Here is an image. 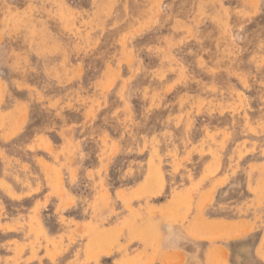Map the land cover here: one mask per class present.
Here are the masks:
<instances>
[{
  "label": "rangeland",
  "instance_id": "374dc122",
  "mask_svg": "<svg viewBox=\"0 0 264 264\" xmlns=\"http://www.w3.org/2000/svg\"><path fill=\"white\" fill-rule=\"evenodd\" d=\"M263 32L264 0H0V264H112L117 251L139 264L127 248L161 246L163 224L194 238L195 222L264 216ZM229 191L222 226L205 210ZM256 241L246 256L264 264Z\"/></svg>",
  "mask_w": 264,
  "mask_h": 264
},
{
  "label": "crops",
  "instance_id": "0c3cea01",
  "mask_svg": "<svg viewBox=\"0 0 264 264\" xmlns=\"http://www.w3.org/2000/svg\"><path fill=\"white\" fill-rule=\"evenodd\" d=\"M221 193L222 192H217V195L215 196V202L214 201H213L214 203L211 202L209 207L205 210V212L209 215L211 220H214V221L219 220V222L222 221V219L225 221L229 217H232V215L228 214V209H226V207H221V204H223V206H224V204H228L232 200V197L230 196L232 194L230 193V191L227 192L228 194L226 192L224 194H221ZM233 199H235V197H233ZM254 218H255V216H252L250 218H249V216H247V217L243 216V217L236 218V221L234 223H232V225L234 224L233 225L234 227L231 226V227L235 228L236 232L234 231L233 228H232V230H230L231 229L230 225H227L230 228L229 229L230 232H229L226 225L224 226V228H220L221 231H216V229L209 228V230L211 229V231L214 230L218 233L224 234L225 238L220 239L217 243L215 241H213V239H212V235H214V234H212L213 231L212 232L210 231L211 236H210V234L207 235L208 231L205 228H203V229L199 228V230H198V227L196 225H193L194 228L192 227L193 232L195 231L194 232L195 235H200L201 233H204L203 234L204 236H201L200 238L199 237L197 238V236H195L193 238L189 235L190 234L189 233L190 228H188L186 226L184 227L182 225L172 227L169 230H167L168 228L167 229L165 228L163 232H165L166 235L164 236V234H163L162 241L160 243H158L161 246L153 248V247H150L149 244H145V242L132 243L133 245L130 244L129 248H127L128 254H129V259L130 260L133 259L132 261L138 262L139 264L140 263L141 264H168V263L169 264H182V263L183 264H216L217 262H221L222 264H242V263L243 264H249V257L246 256V252L248 249L247 245L251 241V239L253 237H255V238H257V241L255 243L256 244L255 247H257V245H258L257 243H259L261 237L264 234V225H263L264 224V219H263L264 216H261L259 218V220H257V221H254L253 220ZM241 219L243 220L244 224L242 223ZM241 223L243 224V226H245V224L248 226L243 228ZM261 223H263V224H261ZM236 224H238V225H236ZM241 228H243V229L240 230ZM200 229H201V233H200ZM220 229L218 228V230H220ZM223 229H224V231H223ZM225 229H227V230H225ZM238 230H240V231H238ZM206 231H207V234H206ZM197 232H199L200 234ZM235 235H237V236L235 237ZM205 236H209V237H207V239H206ZM158 244H156V246ZM218 247L220 249H218ZM163 250H166V251H163ZM137 251L140 254H138ZM141 251H143V252H141ZM181 251H183L184 253L183 252L181 253ZM118 252H119V254H118ZM147 252H149V254ZM170 252H172L174 255L172 253L170 254ZM176 252H178V253L180 252L179 253L180 255H182V256L185 255V256L180 257V255H178V253H176ZM223 252H225V253H223ZM254 253H256V252H254ZM122 254H123V251H121V252L117 251V254H115L113 257L112 256H106V257L104 256V258L105 259H111V263L116 264V262H118L120 259H122ZM134 254H136V255H134ZM175 254H176V256L178 255V257H176ZM144 257H147V258H144ZM185 257H186V259H184ZM217 258H220V260L218 261ZM226 258H227V261H224L223 259L226 260ZM136 260H138V261H136ZM174 261H177V262H174ZM226 262H228V263H226Z\"/></svg>",
  "mask_w": 264,
  "mask_h": 264
},
{
  "label": "bare ground",
  "instance_id": "6f19581e",
  "mask_svg": "<svg viewBox=\"0 0 264 264\" xmlns=\"http://www.w3.org/2000/svg\"><path fill=\"white\" fill-rule=\"evenodd\" d=\"M107 1L110 2V0H107ZM137 1H138V0H137ZM217 1H218V0H217ZM219 1H220V0H219ZM221 3H222V1H221ZM106 4H107V3H106ZM106 4H105V5H106ZM108 4H109V3H108ZM134 4H135V3H134ZM136 4H137V2H136ZM136 4H135V6H136ZM200 4H201V3H200ZM254 4H255V3H254ZM103 5H104V4H103ZM120 5H121V4H120ZM124 5H125V3H124ZM96 6H97V4H96ZM115 6H116V5H115ZM137 6H138V4H137ZM97 7H99V6H97ZM104 7H105V6H104ZM121 7H122V6H121ZM125 7H126V6H125ZM128 7H129V6H128ZM131 7H133V6H131ZM131 7H130V8H131ZM138 7H139V6H138ZM110 8H111V7H110ZM133 8H134V7H133ZM202 8H203V7H202ZM98 9H100V8H98ZM101 9H102V8H101ZM101 9H100V10H101ZM119 9H120V8H119ZM125 9H126V8H125ZM127 9H128V8H127ZM135 9H136V8H135ZM100 10H99V11H100ZM102 10H103V9H102ZM108 10H109V9H108ZM130 10H131V9H130ZM226 10H227V9H226ZM99 11H98V12H99ZM118 11H119V10H118ZM125 11L127 12V10H124V12H125ZM170 11H171V10H170ZM101 12H104V11H101ZM106 12H107V11H105V13H106ZM119 12H120V11H119ZM122 12H123V11H122ZM134 12H135V11H134ZM99 13H100V12H99ZM117 13H118V12H117ZM135 13H136V12H135ZM200 14H201V13H200ZM220 14H221V13H219V15H220ZM116 15H117V14H116ZM124 16H126V15H124ZM167 16H169V15H167ZM198 16H199V15H198ZM119 17H121V16H119ZM131 17H132V16H131ZM131 17H130V18H131ZM134 17H136V15H134ZM200 17H201V16H200ZM198 18H199V17H198ZM102 19H104V18L102 17ZM123 19H124V17H123ZM126 19H127V18H126ZM131 19H133V18H131ZM120 20H121V19H120ZM170 20H171V19H170ZM118 21H119V19H118ZM126 21H127V20H126ZM199 21H200V19H199ZM185 22H186V21H185ZM226 22H227V21H226ZM241 22H242V21H241ZM126 23H127V22H126ZM150 23H151V22H150ZM154 23H155V22H154ZM169 23H170V22H169ZM181 23H182V22H181ZM234 23H235V22H234ZM243 23H244V22H243ZM129 24L131 25V23H129ZM177 24H178V23H177ZM231 24H232V22H231ZM121 25H122V24H121ZM127 25H128V24H127ZM162 25H163V24H162ZM209 25H210V24H209ZM238 25H239V23H238ZM240 25H241V24H240ZM106 27H107V26H106ZM111 27H112V26H111ZM191 27H192V26H191ZM234 27H235V26H234ZM121 28H122V27H121ZM123 28H124V27H123ZM159 28H160V27H159ZM259 28H261V27H259ZM110 29H111V28H110ZM169 29H170V28H169ZM228 29H230V28H228ZM234 29H235V28H234ZM240 29H241V28H240ZM243 29H244V27H243ZM114 30H115V28H114ZM166 30H167V29H166ZM207 30H208V29H207ZM203 31H204V29H203ZM224 31H225V30H224ZM259 31H260V30H259ZM110 32H111V31H110ZM211 32H212V30H211ZM245 32H246V31H245ZM250 32H251V31H250ZM167 33H169V32H167ZM176 33H177V32H176ZM188 33H189V31H188ZM202 33L205 34L204 32H202ZM263 33H264V32H263ZM105 34H106V33H105ZM124 34H125V33H124ZM190 34H191V33H190ZM252 34H253V33H252ZM118 35H119V34H118ZM208 35H209V34H208ZM124 36H125V35H124ZM155 36H156V35H155ZM183 36H184V35H183ZM190 36H191V35H190ZM231 36H232V35H231ZM258 36H259V35H258ZM177 37H178V36H177ZM242 37H243V36H242ZM59 38H60V37H59ZM187 38H188V37H187ZM189 38H190V37H189ZM233 38H234V37H233ZM248 38H249V37H248ZM54 39H55V38H54ZM57 39H58V38H57ZM105 39H106V38H105ZM111 39H112V38H111ZM111 39H110V40H111ZM146 39H147V38H146ZM201 39H202V38H200V40H201ZM110 40H109V41H110ZM192 40H193V39H192ZM146 41H147V40H146ZM261 41H262V40H261ZM216 42H217V41H216ZM110 43H111V41H110ZM113 43H114V42H113ZM196 43H197V42H196ZM141 44H142V42H141ZM251 44H252V42H251ZM197 45H198V44H197ZM205 45H206V44H204V46H205ZM198 46H199V45H198ZM200 46H201V45H200ZM249 47H250V46H249ZM251 47H252V46H251ZM251 47H250V48H251ZM239 48H240V47H239ZM259 48H260V46H259ZM172 49H173V48H172ZM197 49H198V48H197ZM238 50H239V49H238ZM171 52H172V51H171ZM196 53H197V51H196ZM245 53H246V52H245ZM247 53H248V52H247ZM130 54H131V53H130ZM221 55H222V54H221ZM227 56H228V55H227ZM256 56H257V55H256ZM174 57H175V56H174ZM231 57H232V56H231ZM231 57H230V58H231ZM235 57H236V56H235ZM169 58H170V57H169ZM169 58H168V59H169ZM230 58H229V59H230ZM256 58H257V57H256ZM166 59H167V57H166ZM202 59H203V58H202ZM252 59H253V58H252ZM232 60H233V59H232ZM167 61H168V60H167ZM176 61H177V60H176ZM179 61H180V60H179ZM263 61H264V59H263ZM168 63H169V62H168ZM181 63H182V62H181ZM165 65H166V64H164L163 66H165ZM171 65H173V64H171ZM181 65H182V64H181ZM237 65H238V64H237ZM239 65H240V64H239ZM166 66H167V65H166ZM172 67H173V66H172ZM174 67H175V66H174ZM245 67H247V66H245ZM151 68H152V67H151ZM158 68H159V67H158ZM209 68H210V67H209ZM230 68H231V67H230ZM250 68H251V66H250ZM168 69H169V68H168ZM181 70H182V69H181ZM213 70H215V69H213ZM150 71H151V70H150ZM174 71H175V70H174ZM147 72H148V71H147ZM247 73H248V72H247ZM252 73H253V71H252ZM98 74H99V73H98ZM158 74H160V73H158ZM181 74H182V72H181ZM255 74H256V73H255ZM260 74H261V73H260ZM100 75H101V74H100ZM132 75H133V74H132ZM182 75H183V74H182ZM227 75H228V74H227ZM170 76H171V75H170ZM116 77H117V76H116ZM129 77H130V75H129ZM154 77H155V76H154ZM223 77H224V76H223ZM228 77H229V75H228ZM34 78H35V77H34ZM34 78H33V80H34ZM107 78H108V77H107ZM173 78H174V77H173ZM224 78H225V77H224ZM242 78H243V77H242ZM35 79H36V78H35ZM93 79H94V78H93ZM105 79H106V78H105ZM128 79H129V78H128ZM165 79H166V78H165ZM230 79H231V78H230ZM36 80H37V79H36ZM40 80H41V79H40ZM115 80H116V79H114V81H115ZM135 80H136V79H135ZM176 80H177V79H176ZM34 81H35V80H34ZM104 81H105V80H104ZM111 81H113V80H111ZM148 81H149V80H148ZM152 81H153V80H152ZM244 81H245V79H244ZM244 81H243V82H244ZM145 82H146V81H145ZM156 82H157V81H156ZM52 83H53V82H52ZM78 83H80V82H78ZM86 83H87V82H86ZM104 83H105V82H104ZM124 83H125V82H124ZM142 83H143V82H142ZM244 83L246 84V82H244ZM37 84H39V82H38ZM42 84H43V82H42ZM46 84H47V83H46ZM49 84H50V83H49ZM72 84H73V83H72ZM116 84H117V83H116ZM139 84H140V83H139ZM153 84H154V82H153ZM5 85H6V84H5ZM92 85H93V84H92ZM124 85H125V84H124ZM148 85H149V84H148ZM252 85H253V84H252ZM39 86H40V85H39ZM54 86H55V85H54ZM93 86H94V85H93ZM105 86H107L106 88H110V87L108 86V84L105 85ZM136 86H137V85H136ZM140 86H141V85H140ZM186 86H187V85H186ZM30 87H31V86H30ZM46 87H47V86H46ZM75 87H76V86H75ZM90 87H91V86H90ZM118 87H119V86H118ZM118 87H117V88H118ZM134 87H135V86H134ZM169 87H170V86H169ZM206 87H207V86H206ZM212 87H213V86H212ZM256 87H257V86H256ZM3 88H4V87H3ZM47 88H48V87H47ZM50 88H51V85H50ZM117 88H116V89H117ZM240 88H241V87H240ZM66 89H67V88H66ZM136 89H137V88H136ZM168 89L170 90V88H168ZM178 89H179V88H178ZM207 89H208V87H207ZM71 90H72V89H71ZM137 90H138V89H137ZM254 90H255V89H254ZM43 91H44V90H43ZM110 91H111V90H110ZM178 91H179V90H178ZM203 91L206 92V90H204V89H203ZM213 91H214V90H213ZM24 92H25V91H24ZM45 92H46V91H45ZM52 92H53V91H52ZM70 92H71V91H70ZM81 92H82V91H81ZM106 92H107V90H106ZM206 93H208V92H206ZM213 93H214V92H213ZM220 93H222V92H220ZM71 94H73V93H71ZM121 94H123V92H121ZM177 94H178V93H177ZM177 94H176V95H177ZM201 94H202V93H201ZM238 94H239V93H238ZM82 95H83V94H82ZM114 95H115V94H114ZM236 95H237V94H236ZM241 95H242V94H241ZM243 95H244V93H243ZM239 96H240V94H239ZM244 96H245V95H244ZM62 97H63V96H62ZM95 97H96V96H95ZM107 97H108V96H107ZM122 97H123V95H122ZM183 97H185V95H184ZM186 97H187V96H186ZM218 97H220V96H218ZM218 97H217V98H218ZM240 97H241V96H240ZM201 98H202V97H201ZM238 99H239V98H238ZM202 100H203V99H202ZM206 100H207V99H206ZM208 100H209V99H208ZM255 100H256V99H255ZM0 101H1V99H0ZM12 101H13V100H12ZM119 101H120V100H119ZM213 101H214V100H213ZM239 101H240V100H239ZM250 101H251V100H250ZM126 102H127V101H126ZM197 102H198V101H197ZM202 102H203V104H204V101H202ZM207 102H208V101H207ZM241 102H242V100H241ZM185 103H186V102H185ZM194 103H196V102H194ZM231 103H232V102H231ZM96 104H97V103H96ZM103 104H104V103H103ZM197 104H198V103H197ZM221 104H222V103H221ZM237 104H238V103H237ZM237 104H235V105L237 106ZM47 105H48V104H47ZM55 105H56V104H55ZM181 105H182V104H181ZM208 105H209V104H208ZM229 105H230V104H229ZM242 105H243V104H241V106H242ZM5 106H6V105H5ZM12 106H13V105H12ZM12 106H11V108H12ZM113 106H114V105H113ZM127 106H128V105H127ZM129 106H130V105H129ZM162 106H163V105H162ZM169 106H170V105H169ZM232 106H233V105H232ZM151 107H152V106H151ZM170 107H171V106H170ZM213 107H214V106H213ZM149 108H150V107H149ZM210 108H211V107H210ZM80 109H82V108H80ZM105 109H106V108H105ZM185 109H186V107H185ZM243 109H244V108H243ZM26 110H27V109H26ZM37 110H38V109H37ZM102 110H103V109H102ZM102 110H101V111H102ZM108 110H109V109H108ZM168 110H169V109H168ZM237 110H238V109H237ZM38 111H39V110H38ZM120 111H121V110H120ZM124 111H125V110H124ZM126 111H127V110H126ZM180 111H181V110H180ZM3 112H4V111H3ZM132 112H133V111H132ZM197 112H198V111H197ZM231 112H232V110H231ZM237 112H238V111H237ZM94 113H95V112H94ZM106 113H107V111H106ZM217 113H219V112H217ZM4 114H7V112L4 113ZM4 114H3V116H4ZM96 114H97V113H96ZM26 115H27V114H26ZM44 115H45V114H44ZM52 115H53V114H52ZM193 115H194V114H193ZM200 115H202V114H200ZM237 115L239 116V114H237ZM12 116H13V115H12ZM19 116H20V115H19ZM37 116H38V115H37ZM42 116H43V115H42ZM92 116H94V115H92ZM101 116H102V114H101ZM149 116H150V115H149ZM20 117L23 118L22 116H20ZM31 117H32V116H31ZM40 117H41V116H40ZM51 117H52V116H51ZM63 117H64V115H63ZM7 118H8V117H7ZM189 118H190V117H189ZM10 119H11V118H10ZM13 119H14V117H13ZM13 119H12V121H13ZM25 119H26V117H25ZM35 119H37V118H35ZM63 119H64V118H63ZM89 119H90V118H89ZM98 119H99V118H98ZM101 119H102V117H101ZM209 119H210V118H209ZM217 119H218V117H217ZM1 120H2V119H1ZM1 120H0V123L3 122V121H1ZM5 120H6V119H5ZM57 120H58V119H57ZM90 120H91V119H90ZM102 120H104V119H102ZM106 120H107V118H106ZM179 120H180V118H179ZM183 120H184V119H183ZM194 120H195V119H194ZM60 121H62V120H60ZM60 121H59V122H60ZM107 121H108V120H107ZM195 121H196V120H195ZM8 122H9V121H8ZM18 122H19V120H18ZM105 122H106V121H105ZM179 122H180V121H179ZM203 122H204V121H203ZM216 122H217V121H216ZM4 123H6V121H5ZM10 123H12V122H10ZM24 123H25V122H24ZM24 123H22V125H23ZM44 123H45V122H44ZM62 123H63V122H62ZM155 123H156V122H155ZM189 123H190V122H189ZM214 123H215V122H214ZM54 124H55V123H54ZM59 124H60V123H59ZM105 124H106V123H105ZM4 125H5V124H4ZM22 125H21V126H22ZM94 125H95V124H94ZM97 125H98V124H97ZM103 125H104V124H103ZM197 125H198V124H197ZM197 125H196V126H197ZM199 125H200V124H199ZM158 126H159V125H158ZM4 127H5V126H4ZM252 127H253V126H252ZM7 128H8V127H7ZM78 128H79V127H78ZM87 128H88V127H87ZM87 128H86V130H87ZM94 128H95V127H94ZM111 128H112V127H111ZM179 128H180V127H179ZM260 128H261V127H260ZM106 129H107V128H106ZM152 129H153V128H152ZM180 129H181V128H180ZM182 129H183V128H182ZM261 129H262V128H261ZM31 130H32V129H31ZM99 130H100V129H99ZM99 130H98V131H99ZM156 130H157V128H156ZM160 130H161V129H160ZM158 131H159V130H158ZM158 131H157V132H158ZM161 131H162V130H161ZM182 131H183V130H182ZM228 132L230 133V131H228ZM257 132H258V131H256V134H257ZM84 133H85V132H84ZM163 133H164V132H163ZM172 133H173V132H172ZM117 134H118V133H117ZM150 134H151V133H150ZM155 134H156V133H155ZM165 134H166V133H165ZM165 134H164L163 136H165ZM160 135H161V134H160ZM169 135H170V133H169ZM179 135H180V134H178V136H179ZM181 135H182V134H181ZM225 135L228 136V134H226V133H225ZM225 135H224V137H225ZM154 136H155V135H154ZM172 136H173V134H172ZM178 136H177V137H178ZM158 137H159V136H158ZM177 137H176V138H177ZM194 137H195V136H194ZM8 138H9V137H8ZM19 138H20V137H19ZM46 138H47V137H46ZM77 138H78V137H77ZM79 138H80V137H79ZM87 138H88V137H87ZM104 138H105V137H104ZM181 138H182V136H181ZM210 138H211V137H210ZM150 139H152V138L150 137ZM155 139H156V138H155ZM170 139H172V138H170ZM170 139H168V140H170ZM177 139H178V138H177ZM177 139H176V140H177ZM54 140H55V139H54ZM152 140H154V139H152ZM156 140H158V139H156ZM179 140H180V139H179ZM257 140H258V139H257ZM165 141H167V140H165ZM212 141H214V140H212ZM222 141H224V140H222ZM225 141H227V140H225ZM258 141H259V140H258ZM113 142H114V141H113ZM150 142H151V141H150ZM169 142H170V141H169ZM174 142H175V141H174ZM77 143H78V142H77ZM116 143H117V142H116ZM119 143H120V142H119ZM152 143H153V142H152ZM152 143H151L150 145H152ZM154 143H155V141H154ZM159 143H160V142H159ZM165 143H167V142H165ZM222 143H224V142H222ZM48 144H49V143H48ZM93 144H94V143H93ZM117 144H118V143H117ZM117 144H116V145H117ZM133 144H134V143H133ZM171 144H174V143H171ZM136 145H137V144H136ZM138 145H139V144H138ZM146 145H147V143H146ZM146 145H145V146H146ZM224 145H225V144H224ZM5 146H6V145H5ZM133 146H134V145H133ZM156 146H157V145H156ZM176 146H177V145H176ZM178 146H179V145H178ZM18 147H19V146H18ZM93 147H94V146H93ZM117 147H118V146H117ZM147 147H148V146H147ZM158 147H159V146H158ZM207 147H208V146H207ZM222 147H223V145H222ZM222 147H221V149H222ZM227 147H228V146H227ZM244 147H245V146H244ZM6 148H7V147H6ZM12 148H13V147H12ZM47 148H48V147H47ZM66 148H67V147H66ZM132 148H133V147H132ZM170 148H171V147H170ZM31 149H32V148H31ZM33 149H34V148H33ZM127 149H128V148H127ZM155 149H156V147H155ZM208 149H210V148L208 147ZM211 149H212V148H211ZM211 149H210L209 151H211ZM217 149H218V148H217ZM217 149H216V150H217ZM29 150H30V149H29ZM50 150H51V148H50ZM1 151H2V150H1ZM134 151H136L135 148H134ZM159 151H160V149H159ZM179 151H181V150H179ZM194 151H195V150H194ZM226 151H227V150H226ZM17 152H18V151H17ZM17 152H16V153H17ZM110 152H111V151H110ZM164 152H165V150H164ZM239 152H240V151H239ZM239 152H238V153H239ZM18 153H19V152H18ZM27 153H28V152H27ZM27 153H26V154H27ZM72 153H73V151H72ZM225 153H226V152H225ZM255 153H256V152H255ZM3 154H4V153H3ZM68 154H69V153H68ZM152 154H156V153L153 152ZM188 154H189V153H188ZM57 155H58V154H57ZM157 155H158V154H157ZM159 155H160V154H159ZM159 155H158V156H159ZM194 155H195V154H194ZM212 155H213V154H212ZM239 155H240V154H239ZM137 156H138V155H137ZM160 156H162V155H160ZM164 156H165V155H164ZM172 156H173V155H172ZM188 156H189V155H188ZM250 156H251V155H250ZM23 157H24V156H23ZM26 157H28V156H26ZM56 157H57V156H56ZM153 157H154V156H153ZM186 157H187V156H186ZM220 157H222V156H220ZM220 157H219V155H218V158H220ZM223 157H224V156H223ZM32 158H33V157H32ZM51 158H52V157H51ZM57 158H58V157H57ZM68 158H69V157H68ZM147 158H148V157H147ZM149 158H152V156H151V157L149 156ZM149 158H148V159H149ZM158 158H159V157H158ZM212 158H214V157H212ZM226 158H227V157H226ZM144 159H145V158H144ZM152 159H153V158H152ZM185 159H187V158H185ZM44 160H45V159H43V161H44ZM224 160H227V159H224ZM54 161H55V160H54ZM65 161H66V160H65ZM92 161H93V160H92ZM147 161H148V160H147ZM152 161H154V160H152ZM155 161H156V160H155ZM219 161H220V160H219ZM45 162H46V161H45ZM157 162H158V160H157ZM184 162H185V161H184ZM200 162H201V161H200ZM212 163H213V162H212ZM27 164H28V163H27ZM215 164H216V163H215ZM217 164H218V163H217ZM220 164H221V163H220ZM32 165H33V164H32ZM56 165H57V164H56ZM211 165H213V164H211ZM43 166H44V165H43ZM48 166L50 167L51 165H48ZM60 166H61V165H60ZM60 166H59V167H60ZM156 166H158V165L156 164ZM179 166H180V165H179ZM205 166H206V165H205ZM59 167H58V169H59ZM158 167L160 168V166H158ZM206 167H207V166H206ZM206 167H205V168H206ZM66 168H67V167H66ZM66 168H65V169H66ZM68 168H69V167H68ZM159 168H158V170H159ZM18 169H19V168H18ZM32 169H33V168H32ZM42 169H43V168H42ZM50 169H51V167H50ZM53 169H54V168H53ZM53 169H51V170H53ZM55 169H56V171L58 170L57 168H55ZM146 169H147V168H146ZM177 169H178V168H177ZM218 169H219V168H218ZM247 169H248V168H247ZM21 170H22V169H21ZM27 170H28V169H27ZM43 170H44V169H43ZM45 170H46V169H45ZM60 170H61V169H60ZM60 170H59V171H60ZM66 170H67V169H66ZM160 170H161V169H160ZM181 170H182V169H181ZM213 170H214V169H213ZM221 170H222V169H221ZM38 171H40V170H38ZM162 171H163V170H162ZM166 171H167V170H166ZM174 171H175V170H174ZM188 171H189V170H188ZM19 172H20V171H19ZM29 172H30V171H29ZM129 172H130V171H129ZM149 172H150V171H149ZM167 172H168V171H167ZM203 172H204V171H203ZM205 172H206V171H205ZM211 172H212V170H211ZM215 172H216V170H215ZM16 173H17V171H16ZM37 173H38V172H37ZM49 173H50V172H49ZM56 173L59 174V172H56ZM161 173H162V172H161ZM1 174H2V173H1ZM11 174H12V173H11ZM44 174H45V173H44ZM130 174H131V172H130ZM145 174H146V173H145ZM219 174H220V173H219ZM230 174H231V173H230ZM27 175H28V174H27ZM27 175H25V176H27ZM163 175H164V174H163ZM206 175H208V174H206ZM25 176H24V177H25ZM28 176H29V175H28ZM28 176H27V177H28ZM30 176H31V175H30ZM61 176H62V175H61ZM160 176H161V175H160ZM187 176H188V175H187ZM203 176H204V175H203ZM203 176H202V177H203ZM208 176H209V175H208ZM8 177H10V176H8ZM12 177H13V175H12ZM31 177H32V176H31ZM39 177H40V176H39ZM57 177H58V176H57ZM165 177H166V176H165ZM224 177H225V176H224ZM226 177H227V176H226ZM20 178H21V177H20ZM62 178H63V177H62ZM177 178H178V177H177ZM227 178H228V177H227ZM25 179H26V178H25ZM59 179H60V178H58L57 180H59ZM143 179H144V178H143ZM189 179H190V178H189ZM217 179H218V178H217ZM219 179H220V178H219ZM223 179H225V178H223ZM2 180H4V179H2ZM10 180H11V179H10ZM27 180H28V179H27ZM47 180H48V178H47ZM215 180H216V179H215ZM215 180H214V181H215ZM221 180H222V179H220V183H221ZM20 181H24V180L21 179ZM25 181H26V180H25ZM61 181H62V180H61ZM65 181H66V180H65ZM144 181H145V180H144ZM144 181H143V183H144ZM193 181H194V180H193ZM193 181H192V182H193ZM198 181H199V180H198ZM198 181L196 182L197 184H198ZM216 181H219V180H216ZM222 181H223V180H222ZM224 181H225V180H224ZM260 181L262 182L263 180L261 179ZM0 182H1V180H0ZM14 182H15V181H14ZM99 182H101V181H99ZM145 182H147V181H145ZM194 182H195V181H194ZM201 182H202V181H201ZM225 182H226V181H225ZM241 182H242V181H241ZM12 183H13V182H12ZM16 183H17V182H16ZM33 183H34V182H33ZM46 183H47V182H46ZM57 183H58V182H57ZM60 183H62V182L59 181V183H58V185H57L58 187H59V184H60ZM139 183H140V182H139ZM147 183H148V182H147ZM147 183H146V184H147ZM14 184H15V183H14ZM31 184H32V183H31ZM62 184H63V183H62ZM66 184H67V183H66ZM200 184H201V183H200ZM215 184H216V183H215ZM256 184H257V183H256ZM258 184H259V181H258ZM11 185H12V184H11ZM19 185H20V184H19ZM49 185H51V183H49ZM141 185H142V184H141ZM141 185H140V186H141ZM189 185H190V184H189ZM211 185H214V184H211ZM221 185H223V184H221ZM8 186H9V185H8ZM24 186H25V185H24ZM31 186H32V185H31ZM51 186H52V185H51ZM66 186H67V185H66ZM12 187H13V186H12ZM29 187H30V186H29ZM61 187H62V185H60V188H61ZM244 187H245V186H244ZM257 187H258V186H257ZM262 187H263V185H262ZM4 188H5V187H4ZM15 188H16V187H15ZM17 188H18V187H17ZM23 188H24V187H23ZM60 188H59V189H60ZM138 188H140V187H138ZM190 188H191V187H190ZM203 188H205V187H203ZM212 188H213V187H212ZM240 188H241V187H240ZM248 188H249V187H248ZM10 189H11V188H10ZM57 189H58V188H57ZM59 189H58V190H59ZM62 189H63V188H61V190H59V191L61 192ZM194 189H195V188H194ZM260 189H261V188H260ZM263 189H264V188H263ZM7 190H8V189H7ZM52 190H53V189H52ZM106 190H107V189H106ZM132 190H133V189H132ZM190 190H192V189H190ZM197 190H198V189H197ZM203 190H204V189H203ZM203 190H202V192H203ZM207 190H208V189H207ZM210 190L212 191V189H209V191H210ZM9 191H11V193H12V190H9ZM18 191H19V190H18ZM66 191H67V189H66ZM123 191H124V190H123ZM123 191H122V192H123ZM129 191H130V190H129ZM152 191H154V190H152ZM194 191H195V190H194ZM209 191H208V192H209ZM249 191H251V190H249ZM258 191H259V190H258ZM63 192H64V191H63ZM119 192H120V190H119ZM131 192H133V191H131ZM141 192H142V191H141ZM154 192H155V191H154ZM174 192H175V191H174ZM188 192H189V189H188V191H187L186 193H188ZM205 192H206V191H205ZM134 193H135V192H134ZM143 193H144V191H143ZM143 193H142V194H143ZM146 193H147V192H146ZM180 193H181V192H180ZM69 194H70V193H69ZM108 194H109V193H108ZM149 194H150V193H149ZM190 194H192V191L190 192ZM190 194H189V195H190ZM198 194H199V193H198ZM208 194H209V193H208ZM211 194H212V192H211ZM256 194H257V193H256ZM131 195H132V193H131ZM140 195H141V194H140ZM171 195H172V194H171ZM177 195H178V194H177ZM257 195L259 196L260 194H257ZM261 195H262V194H261ZM132 196L134 197V195H132ZM142 196H143V195H141V197H142ZM175 196H176V195H175ZM186 196H188V195L186 194ZM240 196H241V195H240ZM71 197H72V196H71ZM107 197H108V195H107ZM122 197H123V196H122ZM124 197H125V196H124ZM146 197H147V195H146ZM178 197H179V196H178ZM178 197H177V198H178ZM190 197H191V196H190ZM192 197H193V196H192ZM192 197H191V199L193 200ZM242 197H243V196H242ZM242 197H240V198L242 199ZM255 197H257V196H255ZM69 198H70V197H69ZM128 198H129V197H128ZM135 198H136V196H135ZM139 198H140V197H139ZM149 198H150V197H149ZM196 198H197V197H196ZM196 198H195V199H196ZM28 199H29V198H28ZM62 199H63V198H62ZM72 199H73V197H72ZM105 199H106V198H105ZM131 199H132V198H131ZM173 199H174V198H173ZM179 199H180V197H179ZM189 199H190V198H189ZM189 199H187V200H188L187 202H189ZM241 199H239V200H241ZM248 199H249V198H248ZM10 200H11V199H10ZM128 200H129V199H128ZM171 200H172V199H171ZM182 200H184V199H182ZM182 200H181V201H182ZM218 200H219V199H218ZM123 201H124V200H123ZM135 201H136V200H135ZM176 201H177V200H176ZM185 201H186V200H185ZM190 201H191V200H190ZM200 201H201V200H200ZM234 201H235V200H234ZM59 202H60V201H59ZM72 202H74V201H72ZM167 202H168V201H167ZM169 202H170V204H171V203L175 202V200H173V201H169ZM177 202H178V201H177ZM177 202L175 203V205H176L175 207L180 206V204L177 203ZM201 202H202V201H201ZM255 202H256V200H255ZM69 203H70V201L68 202V204H69ZM79 203H80V202H79ZM124 203H125V202H124ZM183 203H184V202L182 201V204H183ZM185 203H186V202H185ZM185 203H184V204H185ZM261 203H262V202H261ZM62 204H63V203H62ZM92 204L94 205V203H92ZM95 204H96V203H95ZM102 204H103V203H102ZM134 204H135V203H134ZM143 204H144V203H143ZM170 204H169V205H170ZM177 204H178V206H177ZM246 204H247V203H246ZM39 205H40V204H39ZM42 205H43V204H42ZM106 205H108V204H106ZM106 205H105V206H106ZM165 205H166V204H165ZM185 205H186V204H185ZM188 205H189V204H188ZM196 205H197V204H196ZM203 205H204V204H203ZM74 206H75V205H74ZM94 206H96V205H94ZM132 206H133V205H132ZM145 206H146V205H145ZM149 206H150V205H149ZM149 206H148V207H149ZM158 206H159V205H158ZM228 206H229V205H228ZM228 206H227V207H228ZM256 206H257V205H256ZM258 206H259V205H258ZM262 206H263V205H262ZM37 207H38V206H37ZM96 207H97V206H96ZM101 207H102V206H101ZM101 207H100V208H101ZM134 207H135V205H134ZM141 207H142V206H141ZM150 207H151V206H150ZM166 207H167V205H166ZM202 207H204V206H202ZM221 207H222V206H221ZM229 207H230V206H229ZM238 207H239V206H238ZM61 208H62V207H61ZM98 208H99V207H98ZM100 208H99V210H101ZM196 208H197V207H196ZM198 208H199V207H198ZM211 208H212V207H211ZM243 208H246V207H243ZM258 208H259V207H258ZM59 209H60V208H59ZM90 209H91V208H90ZM105 209H106V208H105ZM136 209H137V208H136ZM149 209H150V208H149ZM154 209H155V208H154ZM154 209H153V212H155ZM172 209L174 210V208H172ZM219 209H220V208H219ZM84 210H85V209H84ZM147 210H148V209H147ZM156 210H157V209H156ZM159 210H160V209H159ZM162 210H163V209H162ZM168 210H169V212H170V211H171V207H169ZM168 210H167V212H168ZM201 210H202V209H201ZM201 210H200V211H201ZM212 210H213V209H212ZM261 210H262V208H261ZM95 211H96V210H95ZM140 211H141V210H140ZM145 211H146V210H145ZM164 211H166V208L164 209ZM164 211H159V212L164 213ZM179 211H180V210H179ZM238 211H239V210H238ZM241 211H242V210H241ZM248 211H249V210H248ZM255 211H258V210L256 209ZM37 212H38V211H37ZM149 212H150V210H149ZM167 212H165V213H167ZM182 212H183V211H182ZM201 212H202V211H201ZM225 212H226V211H225ZM239 212H240V211H239ZM249 212H250V211H249ZM143 213H144V212H143ZM155 213H156V212H155ZM192 213H193V212H192ZM252 213H253V212H252ZM35 214H36V213H35ZM99 214H100V213H99ZM107 214H108V212H107ZM138 214H139V213H138ZM231 214H232V213H231ZM61 215H62V214H61ZM123 215H124V214H123ZM178 215L180 216L179 213H178ZM181 215H182V214H181ZM262 215H264V214H262ZM101 216H102V215H101ZM125 216H127V215H125ZM179 216L177 217V219H179ZM184 216H185V215H184ZM234 216H235V215H234ZM260 216H261V214H260ZM62 217H63V216H62ZM128 217H129V216H128ZM165 217H166V216H165ZM180 217H181V216H180ZM195 217H196V215H195ZM204 217H205V216H204ZM224 217H225V216H224ZM91 218H92V217H91ZM91 218H89V219H91ZM169 218H170V217H168L167 219H169ZM200 218H201V217H199V219H200ZM233 218H234V217H233ZM30 219H31V218H30ZM101 219H102V218H101ZM167 219H165V221L162 220L161 222H160V221H157V222H156V225L159 226V225H160L159 222L162 224L163 221L166 222ZM177 219H174V221L177 220ZM199 219H198V221H199ZM243 219H244V218H243ZM263 219H264V218H263ZM32 220H33V219H32ZM118 220H120V219H118ZM245 220H246V219H245ZM258 220H259V219H258ZM28 221H29V220H28ZM35 221H36V220H35ZM82 221H83V220H82ZM167 221H169V220H167ZM195 221H196V220H195ZM195 221H194V222H195ZM209 221H210V220H209ZM209 221L206 220V222H209ZM222 221L224 222L223 219H222ZM222 221H221V225L223 224ZM225 221H226V220H225ZM229 221H230V220H229ZM229 221H227V222H229ZM231 221H233V220H231ZM235 221H236V220H235ZM241 221H242V223H243V220H242V219H241ZM260 221H261V220H260ZM260 221H259V222H260ZM64 222H65V221H64ZM120 222H121V221H120ZM183 222H184V221H183ZM187 222H189V220H187ZM210 222H211V221H210ZM245 222H246V221H245ZM259 222H258V223H259ZM32 223H33V222H32ZM34 223H35V222H34ZM107 223H108V222H107ZM122 223H123V222H122ZM122 223H120V224H122ZM157 223H158V224H157ZM167 223H168V222H167ZM180 223H181V222H180ZM197 223H199V222H195L194 224L196 225ZM211 223H212V222H211ZM211 223H210V224H211ZM214 223H216V222H214ZM218 223L220 224L219 220H218ZM233 223H234V221H233ZM242 223H241V224H242ZM76 224H78L77 227H75V226H74V227L77 228L76 230L78 231V230H79V229H78V226H79L80 224H79V223H76ZM114 224H115V223H114ZM120 224H119V225H120ZM171 224H172V223H171ZM171 224H170V225H171ZM206 224H207V223H206ZM210 224L208 223V225H210ZM243 224H244V223H243ZM243 224H242V227H243V228L246 227V226H248V225H246V224H245V226H243ZM254 224H255V223H254ZM259 224H260V223H259ZM261 224H263V223H261ZM91 225H92V224H91ZM102 225H103V224H102ZM104 225H105V224H104ZM110 225H111V224H110ZM153 225H154V223H153ZM153 225H152V226H153ZM211 225L214 226L213 223H212ZM215 225H216V224H215ZM225 225H226V224H225ZM227 225H228V224H227ZM229 225H230V224H229ZM233 225H234V224H233ZM233 225H232V224L230 225V228H231V229H230L229 226H228V227H227L228 230H229V229L232 230V228L234 227ZM236 225H238V224H236ZM236 225H235V226H236ZM263 225H264V224H263ZM29 226H30V225H29ZM158 226H155V227H156V228H159ZM164 226H165V224H163L162 226H160V228H159L160 232H158V233H160V235H161L162 238H163L162 234H164V236H165L166 234H165V232H161V230H162V229L164 230L165 228L167 229V228H168V224L166 225L165 228H164ZM198 226H199V224L197 225V227H198ZM222 226H223V225H222ZM231 226H233V227H231ZM30 227H31V226H30ZM105 227H106V226H105ZM122 227H124V226H122ZM162 227H163V228H162ZM174 227H175V226H174ZM186 227H187V226H186ZM199 227H201V226H199ZM203 227H204V228H205V227L207 228L206 225H204V226L202 225V228H203ZM240 227H241V226H240ZM240 227H239V228H240ZM261 227H262V226H261ZM70 228H71V227H70ZM87 228H89V227H87ZM87 228H86V229H87ZM119 228H121V227H118V229H119ZM145 228H146V226H145ZM147 228H148V227H147ZM161 228H162V229H161ZM171 228H172V226H171ZM190 228H191V227H190ZM193 228H194V227H193ZM221 228H224V226L221 227ZM243 228H241L240 230H242ZM38 229H39V228H38ZM43 229H44V228H43ZM184 229H185V228H184ZM196 229H197V228H196ZM196 229H195V230H196ZM212 229H213V228H212ZM214 229H215V228H214ZM219 229H220V228H219ZM233 229H234V231H235V228H233ZM250 229H251V228H250ZM252 229H253V228H252ZM260 229H261V228H260ZM3 230H4V229H3ZM44 230H45V229H44ZM121 230H122V228H121ZM138 230H140V229H138ZM156 230H157V229H156ZM163 230H162V231H163ZM167 230H169V229H167ZM198 230H199V228H198ZM225 230H227V229H225ZM230 230H229V232H230ZM240 230H238V231H240ZM255 230H256V229H255ZM261 230H262V229H261ZM69 231H70V229H69ZM83 231H84V230H83ZM204 231H205V230H204ZM210 231H211V229L208 231L209 234H210ZM212 231H213V230H212ZM212 231H211V232H212ZM216 231H221V229L218 230V228H216ZM216 231H214V232H216ZM223 231H224V229H223ZM223 231H222V232H223ZM243 231H244V230H243ZM40 232H41V231H40ZM40 232H39V234H40ZM72 232L74 233V231H71L70 234H71ZM79 232H81V231L79 230ZM120 232H121V231H120ZM127 232H128V231H127ZM137 232H138V231H136V233H137ZM149 232H150V231H149ZM149 232H148V233H149ZM194 232H195V231H194ZM194 232H191V233L193 234ZM202 232H203V231H202ZM214 232H212V233H214ZM235 232H236V231H235ZM246 232H247V231H246ZM248 232H249V231H248ZM151 233H152V232H151ZM158 233H157V235H158ZM183 233H184V232H183ZM197 233H199V232H197ZM197 233H196V234H197ZM200 233H201V229H200ZM200 233H199V234H200ZM217 233H218V232H217ZM224 233H225V232H224ZM227 233H228V232H227ZM249 233H250V232H249ZM180 234H181V233H180ZM194 234H195V233H194ZM201 234H202V235H201ZM201 234L199 235V238H200L201 236H203L204 233H201ZM206 234H207V231H206ZM215 234H216V233H215ZM220 234H222V233H220ZM37 235H38V234H37ZM37 235H36V236H37ZM41 235H42V234H41ZM57 235H58V234H57ZM66 235H67V234H66ZM68 235H69V234H68ZM68 235H67V236H68ZM73 235H74V234H73ZM73 235H72V236H73ZM86 235H87V233H86ZM155 235H156V234H155ZM157 235H156V236H157ZM218 235H219V233H218ZM238 235H239V234H238ZM42 236H43V235H42ZM67 236H65V237H67ZM125 236H126V235H125ZM139 236H140V235H139ZM148 236H149V235H148ZM156 236H155V237H156ZM222 236H223V235H222ZM236 236H237V235H235V237H236ZM241 236H242V235H241ZM43 237H44V236H43ZM46 237H47V234H46ZM120 237L122 238V236H120ZM191 237H192V236H191ZM35 238H36V237H35ZM61 238H62V237H61ZM68 238H69V236H68ZM76 238H77V237H76ZM153 238H154V237H153ZM197 238H198V236H197ZM202 238H203V237H202ZM204 238H205V237H204ZM212 238H213V237H212ZM221 238H222V237H221ZM58 239H59V238H58ZM71 239H75V238H71ZM80 239H81V238H80ZM206 239H207V237H206ZM210 239H211V238H210ZM216 239H217V238H216ZM81 240H82V239H81ZM84 240H85V239H84ZM225 240H226V239H225ZM258 240H259V239H258ZM6 241H8V240H6ZM58 241H61V240H58ZM71 241H73V240H71ZM120 241H121V240H120ZM153 241H154V240H153ZM209 241H210V240H209ZM55 242H56V241H55ZM73 242H74V241H73ZM123 242H124V241H123ZM126 242H128V241H126ZM126 242H125V243H126ZM158 242H159V241H158ZM220 242H221V241H220ZM18 243H20V242H18ZM40 243H41V242H40ZM83 243H84V242H83ZM134 243H135V242H134ZM216 243H217V242H216ZM47 244H48V243H47ZM112 244H113V243H112ZM112 244H111V245H112ZM121 244H122V243H121ZM136 244H137V243H136ZM136 244H135V245H136ZM138 244H139V243H138ZM39 245H40V244H39ZM48 245H49V244H48ZM58 245H59V244H58ZM61 245H62V244H61ZM73 245H74V244H73ZM75 245H76V244H75ZM126 245H127V243L124 245V247H125ZM132 245H133V244H132ZM152 245H153V244H152ZM208 245H209V244H208ZM224 245H225V244H224ZM255 245H256V244H255ZM105 246H106V245H105ZM108 246H109V245H108ZM209 246H210V245H209ZM21 247H24V245L21 244ZM21 247H20V248H21ZM32 247H34V246L31 245L30 248H32ZM40 247H41V246H40ZM50 247H51V246H50ZM56 247H57V246H56ZM76 247H77V246H76ZM83 247H84V245H83ZM106 247H107V246H106ZM110 247H111V246H110ZM120 247H122V246H120ZM134 247H135V246H134ZM141 247H142V246H141ZM157 247H158V246H157ZM72 248H73V246H72ZM79 248H80V247H79ZM107 248H109V247H107ZM118 248H119V247H118ZM130 248H131V247H130ZM148 248H149V247H148ZM222 248H223V247H222ZM36 249H37V248H36ZM56 249H58V248H56ZM119 249H120V248H119ZM124 249H125V248H124ZM132 249H133V248H132ZM197 249H198V248H197ZM203 249H204V248H203ZM218 249H220V248L218 247ZM223 249H224V248H223ZM59 250H60V249H59ZM64 250H65V249H64ZM73 250L75 251V249H73ZM77 250H78V249H77ZM85 250H86V249H85ZM93 250H95V249H93ZM108 250H109V249H108ZM158 250H159V249H158ZM158 250H157V251H158ZM225 250H226V249H225ZM20 251H21V250H20ZM29 251H30V250H29ZM60 251H61V250H60ZM60 251H58V252H60ZM163 251H166V250H163ZM163 251H162V252H163ZM219 251H220V250H219ZM43 252H44V251H43ZM83 252H84V249H83ZM96 252H98V250H97ZM107 252H108V251H107ZM107 252H105V253H107ZM141 252H143V251H141ZM182 252H183V251H181V253H182ZM225 252H226V251H225ZM225 252H223V253H225ZM253 252H254V251H253ZM262 252H263V251H262ZM48 253H49V252H48ZM75 253H76V252H75ZM98 253H99V252H98ZM137 253H138V251H137ZM144 253H145V252H144ZM147 253L149 254V252H147ZM157 253H158V252H157ZM171 253H172V252H170V254H171ZM176 253H178V252H176ZM179 253H180V252H179ZM179 253H178V255H180ZM183 253H184V252H183ZM197 253H198V252H197ZM21 254H22V253H21ZM85 254H86V253H85ZM100 254H101V253H100ZM118 254H119V253H118ZM138 254H140V253H138ZM151 254H152V253H151ZM168 254H169V253H168ZM172 254H173V253H172ZM263 254H264V253H263ZM11 255H12V254H11ZM27 255H28V254H27ZM134 255H136V254H134ZM144 255H145V254H144ZM173 255H174V254H173ZM178 255L176 256V254H175L176 257H178ZM250 255H251V254H250ZM19 256H22V255H19ZM19 256H17V257H19ZM94 256H95V255H94ZM96 256H97V255H96ZM127 256H128V255H127ZM127 256H126V258H127ZM132 256H133V255H132ZM184 256H185V255H183V256L180 255V257H184ZM186 256H187V255H186ZM195 256H196V255H195ZM54 257H55V256H54ZM62 257H63V256H62ZM87 257H88V256H87ZM97 257H98V256H97ZM105 257H106V256H105ZM124 257H125V256H124ZM124 257H123V258H124ZM134 257H135V256H134ZM157 257H158V256H157ZM193 257H194V256H193ZM51 258H52V257H51ZM144 258H147V257H144ZM16 259H17V258H16ZM104 259H105V258H104ZM116 259H117V258H116ZM134 259H135V258H134ZM182 259H183V258H182ZM184 259H186V257H185ZM86 260H87V258H86ZM86 260H85V261H86ZM90 260H91V259H90ZM92 260H94V259H92ZM127 260H129V259H127ZM132 260H133V259H132ZM132 260H131V261H132ZM140 260H141V259H140ZM145 260H146V259H145ZM198 260H199V259H198ZM202 260H203V259H202ZM217 260L219 261L220 258H217ZM223 260H224V261H227V258H226V260H225V259H223ZM17 261H19V260H17ZM119 261H120V260H119ZM136 261H138V260H136ZM143 261H144V260H143ZM221 261H222V260H221ZM224 261H223V262H224ZM229 261H230V260H229ZM0 262H1V261H0ZM83 262H84V261H83ZM88 262H89V261H88ZM113 262H114V261H113ZM120 262H121V261H120ZM124 262H125V261H124ZM124 262H123V264H124ZM157 262H158V261H157ZM174 262H177V261H174ZM8 263H9V260H8ZM8 263H7V264H8ZM17 263H18V262H17ZM128 263H129V262H127V264H128ZM136 263H137V262H136ZM142 263H143V262H142ZM217 263H218V262H217ZM217 263H216V264H217ZM224 263H225V262H224ZM226 263H228V262H226ZM102 264H103V263H102ZM116 264H119V262L116 263ZM133 264H134V263H133ZM140 264H141V263H140ZM168 264H169V263H168ZM182 264H183V263H182ZM242 264H243V263H242ZM262 264H263V263H262Z\"/></svg>",
  "mask_w": 264,
  "mask_h": 264
}]
</instances>
